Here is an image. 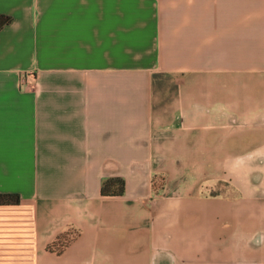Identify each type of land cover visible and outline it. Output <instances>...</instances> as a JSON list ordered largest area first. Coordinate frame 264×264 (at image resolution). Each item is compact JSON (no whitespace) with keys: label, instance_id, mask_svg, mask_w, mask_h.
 Wrapping results in <instances>:
<instances>
[{"label":"crops","instance_id":"1","mask_svg":"<svg viewBox=\"0 0 264 264\" xmlns=\"http://www.w3.org/2000/svg\"><path fill=\"white\" fill-rule=\"evenodd\" d=\"M0 12V264H264V191L200 185L264 168V0Z\"/></svg>","mask_w":264,"mask_h":264},{"label":"rangeland","instance_id":"2","mask_svg":"<svg viewBox=\"0 0 264 264\" xmlns=\"http://www.w3.org/2000/svg\"><path fill=\"white\" fill-rule=\"evenodd\" d=\"M227 164V168L223 167L222 171H217L219 177L215 176L210 180L208 178L205 180V178L201 177L200 180L202 184L200 185L202 187L205 186L204 189L207 199L215 196L214 194L222 197V199H226L232 190V194H230L232 198L228 197V200L225 201L228 203L230 199L235 201V189L238 195H240V192L254 190L255 194L262 196L264 191V183L262 182V179H264V168L262 166L263 163L237 162V167H233V163V165L231 163ZM224 213L225 211L222 209V213L220 215L222 220L227 219L226 217L224 218Z\"/></svg>","mask_w":264,"mask_h":264},{"label":"trees","instance_id":"3","mask_svg":"<svg viewBox=\"0 0 264 264\" xmlns=\"http://www.w3.org/2000/svg\"><path fill=\"white\" fill-rule=\"evenodd\" d=\"M11 20V15L0 12V28ZM124 178L119 175L106 176L101 182L102 193H121L124 190ZM20 199L17 191H0V203H15ZM57 240H59L57 238ZM47 246H51L48 244Z\"/></svg>","mask_w":264,"mask_h":264}]
</instances>
